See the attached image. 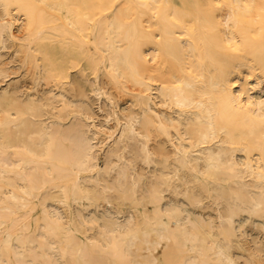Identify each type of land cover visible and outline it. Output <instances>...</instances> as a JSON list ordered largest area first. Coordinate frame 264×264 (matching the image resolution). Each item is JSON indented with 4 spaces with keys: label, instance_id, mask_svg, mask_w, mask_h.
<instances>
[{
    "label": "bare ground",
    "instance_id": "bare-ground-1",
    "mask_svg": "<svg viewBox=\"0 0 264 264\" xmlns=\"http://www.w3.org/2000/svg\"><path fill=\"white\" fill-rule=\"evenodd\" d=\"M0 264H264V0H0Z\"/></svg>",
    "mask_w": 264,
    "mask_h": 264
},
{
    "label": "rangeland",
    "instance_id": "rangeland-1",
    "mask_svg": "<svg viewBox=\"0 0 264 264\" xmlns=\"http://www.w3.org/2000/svg\"><path fill=\"white\" fill-rule=\"evenodd\" d=\"M4 61L6 62V63H8V65H9V67H11V66H13V61H14V59H11V61L12 62H10L9 63V59H8V56H6L5 58H4ZM96 106V107H95ZM93 108H94V111L96 112V114H98V118L96 119L97 121H102L103 119V112L102 113H99L98 111H96L97 110V104L96 103H94V105H93Z\"/></svg>",
    "mask_w": 264,
    "mask_h": 264
}]
</instances>
